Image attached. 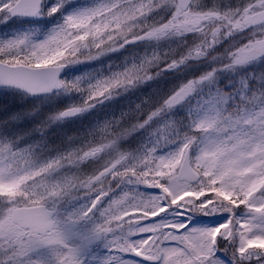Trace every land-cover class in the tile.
Here are the masks:
<instances>
[{
	"label": "rangeland",
	"instance_id": "rangeland-1",
	"mask_svg": "<svg viewBox=\"0 0 264 264\" xmlns=\"http://www.w3.org/2000/svg\"><path fill=\"white\" fill-rule=\"evenodd\" d=\"M41 1L11 19L16 0H0V61L67 65L53 96L0 89V264H264V26H246L264 0ZM122 68L128 90L84 105ZM222 81L250 98L206 96ZM120 99L108 129L93 103ZM67 108L81 114L64 122ZM187 148L195 185L175 180ZM7 150L24 162L11 169ZM11 204L54 210L51 230L12 226Z\"/></svg>",
	"mask_w": 264,
	"mask_h": 264
},
{
	"label": "water",
	"instance_id": "water-1",
	"mask_svg": "<svg viewBox=\"0 0 264 264\" xmlns=\"http://www.w3.org/2000/svg\"><path fill=\"white\" fill-rule=\"evenodd\" d=\"M75 2L77 0H68ZM180 7L186 8L188 0H177ZM39 0H18L8 9L10 17H35L39 11ZM264 23V12L257 13L252 17L250 25ZM65 66L29 68L26 66H9L0 63V88H11L24 93L27 96H44L53 94L61 89L58 79ZM79 109H66L62 111V119H72L79 115ZM114 167L105 173L109 174ZM177 181L195 183L198 177L189 166V149L184 153L181 165L176 175ZM53 212L47 211L42 206L20 207L11 210L10 219L23 230L35 234H43L52 227L51 218Z\"/></svg>",
	"mask_w": 264,
	"mask_h": 264
},
{
	"label": "trees",
	"instance_id": "trees-1",
	"mask_svg": "<svg viewBox=\"0 0 264 264\" xmlns=\"http://www.w3.org/2000/svg\"><path fill=\"white\" fill-rule=\"evenodd\" d=\"M122 6V5H121ZM168 10V9H167ZM168 12H169V10H168ZM170 13V12H169ZM136 14H137V12L134 14V17L136 18ZM137 21H138V19H136ZM128 23H131V24H133V22H132V20H129L128 21ZM220 22H218V24H219ZM120 22H118L117 24H116V26H114V33H112L111 34V36H113V35H116L117 33H116V31H118L119 30V27H120ZM134 25V24H133ZM221 26V25H220ZM101 31V30H100ZM100 31H98V32H100ZM97 35V37H100L101 36V34L100 33H97L96 34ZM110 39L112 38V37H109ZM189 39V37H188V35L185 37V39H183V41L184 42H188V41H190V39ZM200 40L203 42L205 39H204V36L201 34L200 35ZM207 42H208V39H207ZM185 44V43H184ZM74 46H78L77 44H74V43H69V46H68V48L67 49H69V48H71V47H74ZM126 51L127 50H125V51H123V52H121V54L122 55H124V54H126ZM69 56L70 55H66V60L65 59H62L63 61H65V62H69L70 60H69ZM62 58V57H61ZM5 59H7V58H4V60ZM10 63V62H9ZM85 69H86V66H84L83 65V67L80 69V70H78L77 72H79V74H81V73H84L85 72ZM118 75H110L109 77H107V78H105V79H100V80H98V84H97V87H98V89H99V91L97 92V93H92V96H91V99H89L88 101L86 100L85 101V103H84V105H86V106H90V105H92L91 103L93 102V99L92 98H94L95 96H98V95H100V94H102V93H104V91H106V92H109L110 90H113V95H111V94H109L108 96H107V99H108V101L109 102H112V101H114V100H116L117 98H119L120 96L118 95V94H120V93H122V92H124V91H126V90H128V87H121V86H123L124 84H125V82H126V75H125V73H122L123 72V68L122 69H117L116 71H115ZM231 86H232V81H226V82H222V83H220L219 85H218V89L217 90H215L214 92H212V93H210V94H207L206 96H211L213 93H215L216 95H218V91H219V89H224V91H228L230 88H231ZM117 88V89H116ZM17 95H20L19 93H17ZM162 100H164V101H167V102H170V100H171V98L169 97V96H164L163 98H162ZM98 101L96 100V101H94V103L93 104H95V108L94 109H96L95 110V112H99L100 113V117L98 118V121H102V122H106V124L108 125V129H109V127H110V123L112 122V121H116L117 122V120L118 119H120V118H124V116L126 115V112H127V105H128V102H129V99H120V100H117V101H115V103L111 106V105H106V104H102L101 102L100 103H97ZM240 102V100L239 101H236L235 102V104H237V103H239ZM165 107L162 105V104H160V103H158L157 104V106H156V108H155V110H158V109H164ZM26 109H28V107L26 108ZM153 109H149V111H152ZM112 112L113 114L110 116L111 117V119L110 120H108V112ZM154 112V111H153ZM152 113V112H151ZM148 115H150V113L148 114ZM87 122H89L88 120H87ZM107 129V130H108ZM111 131V130H110ZM155 133V132H154ZM158 136L160 137V135L158 134ZM160 140H161V138H160ZM158 145H160V142L158 143Z\"/></svg>",
	"mask_w": 264,
	"mask_h": 264
}]
</instances>
